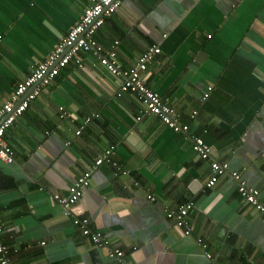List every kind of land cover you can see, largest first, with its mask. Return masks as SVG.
<instances>
[{
    "label": "crops",
    "instance_id": "1",
    "mask_svg": "<svg viewBox=\"0 0 264 264\" xmlns=\"http://www.w3.org/2000/svg\"><path fill=\"white\" fill-rule=\"evenodd\" d=\"M90 5L0 0V107ZM96 37L107 48L119 42L124 68L159 46L161 55L145 73L148 87L170 98L212 158L228 161L264 202V0H125ZM82 58L85 68L71 63L62 70L5 136L16 161L0 160V220L4 242L20 249L14 264H121L49 200V193L67 195L89 170L91 183L75 213L123 250L126 263L264 264V223L241 199L237 182L227 175L204 193L210 162L191 140L155 116L138 121L145 110L140 97L117 98L119 79L91 56ZM60 106L77 122L61 120ZM92 114L98 118L76 136ZM111 146L128 175L108 163L95 168ZM189 201L195 209L186 236L166 212Z\"/></svg>",
    "mask_w": 264,
    "mask_h": 264
},
{
    "label": "built area",
    "instance_id": "2",
    "mask_svg": "<svg viewBox=\"0 0 264 264\" xmlns=\"http://www.w3.org/2000/svg\"><path fill=\"white\" fill-rule=\"evenodd\" d=\"M124 2L125 0H91V5L85 9L80 20L69 30L66 36L61 38L47 58L35 67L31 75L18 83L10 98L0 107V160L7 164L16 161L15 151L5 139L7 131L28 110L30 103L42 96L44 88L55 82L62 70L66 69L71 63L76 64L80 69H84L82 55L86 54L91 56L98 65L104 67L112 76L119 79L117 98L121 99L126 94H134L140 97L145 110L139 116L138 121L143 119V115L159 118L174 132L190 139L192 148L198 156L210 162L211 173L205 184L204 193L213 189L221 177L228 175L237 182L241 199L260 213L264 223V202L260 198L259 188L248 185L240 172L231 171L228 161L212 158L211 147L202 137L190 132V125L182 121V116L171 103L170 98L163 97L148 87L145 73L149 65L161 55V48L159 46L148 48L136 64L124 68L118 61L119 42H115L112 47L107 48L97 39L96 35L104 26L105 18L117 13ZM212 90V87L208 88V92L202 97L203 101L208 99ZM58 113L61 120H69L72 123L77 122V117L64 106L58 108ZM197 115L198 112L194 111L190 118L195 120ZM95 118H98L97 114L86 117L79 124L76 136H81ZM115 154V146L106 148L102 155L97 158L95 168L108 163L113 166L117 174L128 175L129 172L114 160ZM92 175V170L84 172L69 188L67 195L49 193V200L62 206L65 215L71 218L74 225L81 229L82 235L90 240L92 244L108 249L109 257L116 258L121 264H128L124 260L125 252L123 250L111 247L107 236L91 228L89 218L80 217L75 213V208L82 198L84 190L90 186ZM148 198L155 200L152 195H149ZM194 209L195 202L189 201L175 210H168L166 215L169 220L175 222L179 229L184 230L186 236H189L191 235V214ZM4 233L5 225L0 220V264H14L13 258L20 253V249L7 245L4 242ZM202 250L209 260L213 259L207 243L202 244Z\"/></svg>",
    "mask_w": 264,
    "mask_h": 264
},
{
    "label": "trees",
    "instance_id": "3",
    "mask_svg": "<svg viewBox=\"0 0 264 264\" xmlns=\"http://www.w3.org/2000/svg\"><path fill=\"white\" fill-rule=\"evenodd\" d=\"M59 76H60V75H59ZM59 76H58V77H59ZM58 77H57V78H58ZM55 81H56V80H55ZM30 104H31V103H30Z\"/></svg>",
    "mask_w": 264,
    "mask_h": 264
}]
</instances>
